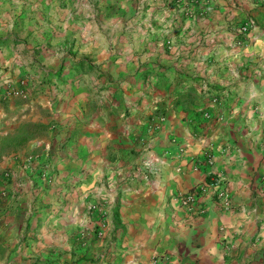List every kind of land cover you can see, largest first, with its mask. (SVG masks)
<instances>
[{"label":"crops","instance_id":"0c3cea01","mask_svg":"<svg viewBox=\"0 0 264 264\" xmlns=\"http://www.w3.org/2000/svg\"><path fill=\"white\" fill-rule=\"evenodd\" d=\"M0 264H264V0H0Z\"/></svg>","mask_w":264,"mask_h":264},{"label":"built area","instance_id":"2783aa9c","mask_svg":"<svg viewBox=\"0 0 264 264\" xmlns=\"http://www.w3.org/2000/svg\"><path fill=\"white\" fill-rule=\"evenodd\" d=\"M193 2L194 0H190ZM255 26V20L251 16L246 17L236 28V43L237 45H242L244 43V38L247 36L249 31ZM24 81H21V84ZM5 96H23L25 92L17 88L16 86H7L5 89ZM208 161L211 162V158H208ZM211 185L213 186V195L221 201V204L224 208H229L230 198L225 187L219 179H215ZM207 184H202L199 189H194L185 193H181L177 196V199L181 206L190 209L192 204L195 202L199 193L206 191Z\"/></svg>","mask_w":264,"mask_h":264},{"label":"rangeland","instance_id":"374dc122","mask_svg":"<svg viewBox=\"0 0 264 264\" xmlns=\"http://www.w3.org/2000/svg\"><path fill=\"white\" fill-rule=\"evenodd\" d=\"M135 10H137V9L134 8V11H135ZM133 16H134V15H132V14L129 16V21H132ZM33 20H34L33 17H31V18L28 20V23H27V24H28L29 26H33V24H34V21H33ZM124 21H125V19H123V22H124ZM37 23H38V22H37ZM22 29H23V28L21 27L20 30H22ZM117 30H120V28L118 27ZM129 30H133L132 27H130ZM59 71H62V68H59ZM74 72H75L74 74L76 75L79 71L76 70V71H74Z\"/></svg>","mask_w":264,"mask_h":264}]
</instances>
